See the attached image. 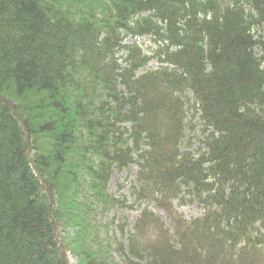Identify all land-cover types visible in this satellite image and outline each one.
Wrapping results in <instances>:
<instances>
[{
	"label": "trees",
	"instance_id": "1",
	"mask_svg": "<svg viewBox=\"0 0 264 264\" xmlns=\"http://www.w3.org/2000/svg\"><path fill=\"white\" fill-rule=\"evenodd\" d=\"M137 204L130 264H264V0H0V264H114Z\"/></svg>",
	"mask_w": 264,
	"mask_h": 264
},
{
	"label": "rangeland",
	"instance_id": "2",
	"mask_svg": "<svg viewBox=\"0 0 264 264\" xmlns=\"http://www.w3.org/2000/svg\"><path fill=\"white\" fill-rule=\"evenodd\" d=\"M130 40V38H129ZM199 143L195 142L193 145V150H197ZM131 172L124 170V172L119 173L118 171L114 172V176L109 183L110 193L112 194H122L126 199L127 203L133 204L135 201L134 195H132V185L131 183L136 179L137 166L133 165L131 167ZM122 186V187H121ZM180 214H183L186 218L197 217L201 215V209L196 203H190V205H180L177 202L174 203ZM153 211L157 214L163 216L164 220L169 223L168 215H166L162 210H159L156 205L153 203L150 204ZM144 205L137 204L136 208H116L109 210L107 212L95 211L91 212L90 219L95 227L93 228V235L88 239L89 242H92L93 236L96 240L93 243L95 249H101L105 254H102L106 260L113 262L114 264H130L126 258L124 250L119 248L118 241H123L124 249L126 253L128 252L129 239L132 235H135L134 222L137 219ZM124 225L126 228L125 231L122 230L121 226ZM62 231H64L62 233ZM61 231V236L67 235L70 233L74 235L75 232L70 227H65V230ZM74 231V232H73ZM67 240V238H66ZM94 240V238H93ZM68 260L71 264H80L77 254L67 251ZM102 256H99L102 258Z\"/></svg>",
	"mask_w": 264,
	"mask_h": 264
}]
</instances>
